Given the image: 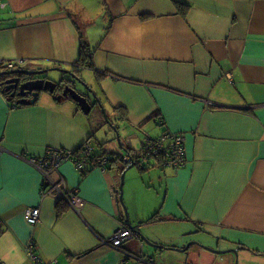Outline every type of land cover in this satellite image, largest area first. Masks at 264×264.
Segmentation results:
<instances>
[{"label":"crops","instance_id":"0c3cea01","mask_svg":"<svg viewBox=\"0 0 264 264\" xmlns=\"http://www.w3.org/2000/svg\"><path fill=\"white\" fill-rule=\"evenodd\" d=\"M3 1L0 61L74 69L85 38L93 64L84 68L94 77L86 80L120 116V132H183L187 161L179 169H127L132 160L124 167L122 156L141 150L132 137L110 152L97 141V154L109 157L105 167L60 165L57 175L84 201L76 212L61 200L60 210L56 197L42 196V173L31 158L81 147L94 124L70 97L42 92L35 104L16 108L0 88V264H34L31 241L56 264H150L146 257L155 264H245L253 258L246 247L264 252V0ZM122 174L129 215L117 200ZM29 207L40 210L35 225L25 218ZM121 222L137 236L111 246ZM146 239L199 244L179 255Z\"/></svg>","mask_w":264,"mask_h":264},{"label":"built area","instance_id":"2783aa9c","mask_svg":"<svg viewBox=\"0 0 264 264\" xmlns=\"http://www.w3.org/2000/svg\"><path fill=\"white\" fill-rule=\"evenodd\" d=\"M4 5V1L0 0V7ZM20 62L21 61H0V66L4 65L3 69H18L20 68V65L18 66ZM93 153L94 146L88 140L83 144L82 148L77 151L73 149L49 148L43 155L32 157L31 162H33L42 173V196L63 197V199L69 203L70 207L78 212L83 206L84 201L79 196L77 190H73L69 187L66 179L62 175L58 176L57 174H60V165L66 160L71 161L80 171L89 169V160L91 159L90 156L94 158ZM132 155L134 154L131 153V155L124 156L127 163H129L128 159L130 160ZM135 155L134 160L144 167L152 166L157 163L165 167L182 168L187 161L185 134L183 132L165 130L157 137L146 136L143 140L141 150ZM94 161L97 163V166L105 167L109 162V157L107 155L96 156ZM55 174L57 176H55ZM39 211L38 207H29L26 210L25 218L29 224H37L39 221ZM130 236L135 237L136 233H133L131 228L122 223L112 237L107 240V243L114 247H121ZM27 254L34 264H56L45 262L41 258L37 253L34 241L29 243ZM146 260L150 264H155L152 257H146Z\"/></svg>","mask_w":264,"mask_h":264},{"label":"water","instance_id":"95a60500","mask_svg":"<svg viewBox=\"0 0 264 264\" xmlns=\"http://www.w3.org/2000/svg\"><path fill=\"white\" fill-rule=\"evenodd\" d=\"M88 67V66H86ZM83 66L75 65L74 69H67L63 67H52V68H41V69H30L28 67L26 68H18V69H12V70H2L0 71V88L1 91L5 93L10 88H19L21 90L20 94H25V90L27 93L32 95V99L29 100H21L20 104H35L37 100L39 99L42 92H47L53 95L57 100H61L62 98H72L75 100L83 113L86 115H90L96 106H98L101 110V114L104 119V123H108L110 130H115L117 132V138L119 139L120 144V135H119V121L120 116L114 115L113 113L108 112L104 106L101 104V100L99 98L97 90L94 89L93 85H91L85 78H83L82 73L83 70H85ZM59 71L61 75L59 78L55 77H48L44 79L35 78L37 75H41L43 73H48L50 71ZM66 73L68 76H66ZM67 83V84H66ZM76 84V87H73V85ZM59 87H62V91L60 92L58 90ZM146 137V136H145ZM78 149V148H77ZM125 155H131V151L127 150L125 152ZM123 155V156H125ZM135 153L131 156L132 163L127 167V169L136 166L135 163ZM125 181V174H122V182L118 189L119 192V203L123 204L125 210V204L123 201V185ZM57 198V197H56ZM58 201L64 200L63 197H58ZM66 201V200H64ZM125 214V213H124ZM127 215V213H126ZM126 221L131 225L129 222L128 216H126ZM142 225V223H141ZM131 228L137 230L133 226ZM137 233V232H136ZM143 238H145L144 235H142ZM147 240V239H146ZM150 245L154 247H159L160 249H166L164 250L165 253L168 252V250H173L175 253L181 255L185 254L188 249L191 247L192 244H196L199 242L194 240L189 243H187L185 246H177L174 247H166L162 246L156 242H151L147 240ZM212 251H215L217 253L223 254L225 252H236V249L231 248L228 250H220V249H214L211 247H206ZM162 259L166 262L169 261L168 256L162 257ZM237 264V262H236Z\"/></svg>","mask_w":264,"mask_h":264},{"label":"rangeland","instance_id":"374dc122","mask_svg":"<svg viewBox=\"0 0 264 264\" xmlns=\"http://www.w3.org/2000/svg\"><path fill=\"white\" fill-rule=\"evenodd\" d=\"M17 61H19V60H17ZM1 70H12V69H1ZM52 76L57 79V78H59L60 74L55 71V72L52 73ZM82 76L85 79L88 78L89 81L92 80V79L94 80L93 74L91 72L87 71V69L83 70ZM88 116L91 119V122H93V124H94L93 129H91L92 132H93V130L96 127H98V128H96V131L92 133L91 139H89V141L94 146V150H95V146H96L97 141H104V145L107 147L106 150H108L109 152H110L111 149H113L115 147L116 148L120 147V142H119V139L117 138V132L115 130H110L108 123H104V119H103V116L101 114V110H100V108L98 106H96V108H94L92 113L90 115H88ZM128 126H129V124L127 123L126 125H121V128L122 129H126V128H129ZM146 133L150 134V131H146L144 129H142V130H140V129H131L130 131L124 130L123 134L121 132H119L120 141H121V143H124L125 142V138L130 139L132 137V140H131V142L133 144L132 146H134V148L139 150L142 147V141H143L144 137L146 136L145 135ZM96 147L99 148V146H96ZM97 148H96V150L101 151V148H99V149H97ZM96 150H95V152H96ZM136 165H139V164H136ZM154 165H152V166H154ZM139 166H141V165H139ZM171 168H175V167H171ZM133 169L138 170L137 167H135ZM138 171H142V170H138ZM126 179L127 178L125 176V183H124L123 193H125V186H127V188H129V182H126ZM131 193L133 195V200H134V198H136L135 194L132 191H131ZM124 204H126V203H124ZM125 207L127 208V212H128V215H129V211H128L127 205H125ZM133 208H134V213H137L138 216L143 214L142 213V209H141L140 206H137V207L135 206ZM122 223L123 222H121V225H122ZM148 225L149 224H147V226ZM131 229H132L133 233L136 232L135 229H133V228H131ZM158 234L163 236V235H165V231L164 230H160L158 232ZM136 236H137V233H136ZM132 237L133 236H130V237H128V239H131ZM191 241H194V239H190L188 241V243L191 242ZM246 250L247 251H251V255H252L253 258L245 260L244 261L245 264H264V252L252 250L250 247H246ZM228 253H230V252H225L223 254H228ZM232 253L236 254L237 252H232ZM236 261H237V264H239V260L236 259ZM236 261H235V264H236ZM158 264H161V263L159 262Z\"/></svg>","mask_w":264,"mask_h":264},{"label":"trees","instance_id":"16d2710c","mask_svg":"<svg viewBox=\"0 0 264 264\" xmlns=\"http://www.w3.org/2000/svg\"><path fill=\"white\" fill-rule=\"evenodd\" d=\"M180 4H181L182 6H185L186 2H185V1H180ZM80 53H81V54L79 55L78 59L76 60L75 65L85 67V65H91V64H93V63L91 62V56H92V54H91V52H89L88 44H87L85 38H83V37H82V39H81V49H80ZM91 66H92V65H91ZM3 67H4V65H1V66H0V68H2V69H3ZM5 95L7 96V91L5 92ZM11 105H13V106L16 107V108L21 107V104H20V105H19V104H11ZM96 128H98V127H96ZM96 128L93 130V132L96 131ZM93 132H92V133H93ZM82 146H83V145H82ZM82 146L79 147L78 149H75V151L80 150V149L82 148ZM93 154H94V155H93L94 158H96V156H100V155H101V154H97V152H95V151H94ZM101 156H102V155H101ZM90 158H91V159L89 160V165H90L89 167H90V169H91V168H94V167H97V163L94 161V158H92L91 156H90ZM118 196H119V195L117 194V200H118V198H119ZM58 207H59L60 210H64V209H65V203L59 201V202H58ZM155 216H156V214L153 215L152 217H150L149 220L153 219Z\"/></svg>","mask_w":264,"mask_h":264},{"label":"flooded vegetation","instance_id":"af4514ba","mask_svg":"<svg viewBox=\"0 0 264 264\" xmlns=\"http://www.w3.org/2000/svg\"><path fill=\"white\" fill-rule=\"evenodd\" d=\"M35 78H40V79H44L45 78L46 79V78H48V75L41 74V75L35 76ZM73 87H76V84L73 85ZM58 90L61 92L62 91V87H59ZM24 92H25V94L22 95V94H20L21 93V90L19 88H16V87L10 88L9 90H7V97L11 101H13L15 104H19L20 105V101L21 100H29V99H32V97H33L32 95H30L29 93H27L26 90ZM122 160H121V163H125V166L124 167H127V165L129 163H127V161L125 160L124 156H122ZM135 163L138 164L136 161H135Z\"/></svg>","mask_w":264,"mask_h":264}]
</instances>
